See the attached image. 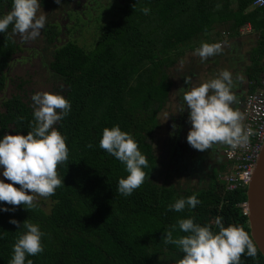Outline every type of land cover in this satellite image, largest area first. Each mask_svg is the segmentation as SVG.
I'll return each instance as SVG.
<instances>
[{
    "label": "trees",
    "instance_id": "1",
    "mask_svg": "<svg viewBox=\"0 0 264 264\" xmlns=\"http://www.w3.org/2000/svg\"><path fill=\"white\" fill-rule=\"evenodd\" d=\"M106 1L91 9L97 24L90 30V46L78 41L58 45L60 27L46 25L49 44L57 46L49 54L50 79L64 83L63 96L71 103L70 113L54 125L69 149L68 160L57 166L64 184L50 197L34 198L30 210L0 204L15 208L0 212V264H9L23 231L11 219L21 226L29 220L44 233V251L26 256L25 264L29 259L33 264H176L184 254L163 241L164 230L188 217L218 231L214 221L222 216L225 226L242 227L253 239L242 206L248 200L247 187L228 189L224 174L216 169L202 182L180 184L167 178L162 183L158 173L163 163L153 141L174 91L172 70L202 43L225 40L218 25L226 26L232 38L240 37L244 27L252 28L245 74L250 93L264 87V6H254L256 0ZM11 7L12 0H0V15ZM144 8L150 9L147 15ZM83 14L79 10L78 16ZM13 36L11 25L0 33V90L7 85L4 69L20 50ZM4 106L0 137L33 130L34 108L22 97L15 95ZM115 125L132 134L148 160L145 180L130 196L117 191L119 179L128 175L125 166L99 147L103 129ZM193 194L201 201L195 209L169 210L176 199ZM180 235L184 233L177 226L173 236ZM241 264H264L258 246L257 256L245 253Z\"/></svg>",
    "mask_w": 264,
    "mask_h": 264
},
{
    "label": "clouds",
    "instance_id": "2",
    "mask_svg": "<svg viewBox=\"0 0 264 264\" xmlns=\"http://www.w3.org/2000/svg\"><path fill=\"white\" fill-rule=\"evenodd\" d=\"M40 2L12 0L11 10L0 15V33H5L11 25L12 31L25 41L38 38L47 23ZM56 2L59 4L61 0ZM149 11L148 8L143 9L145 15ZM220 51V43H202L196 53L204 61ZM232 87V74L224 70L190 90H180L183 104L189 110L191 129L187 142L192 148L204 151L213 144L222 143L235 149L248 142L251 130L244 129L242 114L232 107L236 101ZM31 99L35 106L33 130L27 135L19 132L0 137V204L23 205L29 210L35 207V196L50 197L64 184V179L62 181L58 176L57 166L68 160L69 149L66 137L54 125L71 111V103L60 94L38 92ZM99 147L125 166L128 175L119 179L117 191L130 196L143 184L144 169L148 167V160L138 143L132 134L115 125L103 129ZM200 203L197 195L193 194L176 199L168 208L182 212L186 207L195 209ZM10 210L15 208L0 207V212ZM223 221L222 216L215 218L218 231H213L211 224L195 222L194 217L179 218L171 230L165 229L163 241L175 245L184 254L176 264H241V256L245 253L255 258L257 245L249 234L237 225L225 226ZM9 223L23 229L13 245L9 264H25L26 256H36L44 251V233L39 225L26 220L21 226L16 219ZM177 226L184 235L173 236ZM27 264H33L32 260H27Z\"/></svg>",
    "mask_w": 264,
    "mask_h": 264
},
{
    "label": "flooded vegetation",
    "instance_id": "3",
    "mask_svg": "<svg viewBox=\"0 0 264 264\" xmlns=\"http://www.w3.org/2000/svg\"><path fill=\"white\" fill-rule=\"evenodd\" d=\"M46 1H47V4H46ZM62 1H64V4H61ZM72 1H74V0H61V2L58 4L56 2V0L55 1L54 0H45V3L43 0H41L40 3L43 5V8H41V11H44L46 16H47L46 25H48V24L52 25L53 24L55 26V30L58 29V27H60V30H59L60 33L57 34V36H56V38L59 39V41L56 40L58 45H63V44H66L67 42H70V41H72V42L78 41V43L82 46L83 45L90 46L92 44V40L89 43H86V42L83 43V42H80V37L83 35V32H84L83 28L84 27H86L87 31H90L91 29L94 28L93 24H91V25L86 24L87 21H90L91 19H93L94 15H92L93 13L91 14V16H87V15L83 14L82 16L80 15V17H79L78 16V13H79L78 8H71L70 7V3ZM75 1H77V0H75ZM97 1H99V0H97ZM71 9H72V11H70ZM56 10H60L61 13L65 14V16H64V21L66 23L65 25L63 24V22L61 20H57L55 17H53V13ZM72 15H75L76 17H78L79 20L76 18L73 19ZM80 20L82 21L81 26L79 25ZM78 34L80 35V37L78 36L79 38L77 37ZM85 34H86V31H85ZM89 34H91V33L89 32ZM17 36H18V34L14 33L13 38L20 45V50L14 55L13 60L15 61V58L18 55V53L20 54L25 50V46H29L28 43H32L33 46L30 45V47H31L30 49L33 50V52L29 55V56H31L30 59H34L37 56V54L45 53V54H43V57H44V59H46L45 56L46 57L48 56V58H47L48 62H44V64L47 66V69H49L48 68L49 54L52 53L55 50V48H57V46L55 44L54 45L49 44V37L50 36H49L48 32H46V26L42 30V33H41V36L43 37V40L45 41V46H43V49H40V47L38 46L39 44L36 40H31V42L26 41L25 43L22 41L19 42L17 40ZM244 37H247V35ZM250 42H251V44H250ZM252 44H253V40L246 41V45L250 46ZM238 50L244 51L242 48L237 49L236 44L232 42L231 44L230 43L227 44L226 47H222L221 51L218 54L211 56V57L220 59L222 57V54L227 52V51H231L234 54H236L237 56H239V53H237ZM247 55H248L247 53H245L243 55V57H244L243 61L244 62H247V60H246ZM19 58L21 59V61L22 60H25V61L29 60L28 56L27 57L21 56ZM14 61L11 63V66L9 68L4 69V73H5V76L7 79L6 80L7 85L5 86L4 89L0 90V113L5 112L4 103L13 99V97L15 95H19L20 97H22L23 102L27 103L30 107L34 108L35 107L34 102L31 99L32 96L38 92L43 93L42 91H40L42 89L39 86L36 89H32V91H30L29 95L27 96L26 88L29 89L27 84H29L31 82H30V80H24V79H21L20 77L15 76V75L12 76L11 72L13 69ZM218 62H216L215 60L212 61V63H213L211 65L212 69L208 70L209 71L208 72L209 77L207 78V80L201 81V82H198V81L196 82V80H194L195 77H197L196 76V70L194 71L193 65H189L186 68L184 74L188 71L189 73H187L186 75H188V76L191 75V78L186 79L184 81H181L180 87L175 91L176 95H174L173 93L171 95V101L172 102L170 101V103H168L163 110V112H164L168 108L169 109L168 111L170 112L169 121L167 122L168 132H167L166 136L160 137V141L161 142L164 141V142L162 144L158 145V147L156 149L158 150V148H160L161 145L164 146V147H162V149L165 152V154L163 155V157L161 156V162H163V164H162L163 166H162L160 171L165 170L168 173V175H170V178L174 176L171 173L172 170H170L174 166H177L176 169H178L182 174L190 176L193 173V175H199L202 178H207L208 173L211 171H214V169H213L214 166H215L216 170L221 171L223 174L224 171L221 169V165L223 164V160L227 161L226 164L229 163V161L227 160V158L224 154V150L226 149L225 148L226 144H223L221 147H220V145L222 143L213 144L212 147L215 148V151H213L210 156L206 155L208 150L199 151V150L192 148L188 144L187 136H188V133L191 129V123L189 121V110L183 104L182 92L180 91L181 89L190 90V88L192 86H198V85L208 81L209 79L215 78L218 75L217 71L222 69ZM198 63L199 64H198L197 68L203 66L205 63H207V61L206 60L202 61L201 59H199ZM242 72H243V69H241L240 72L237 71V74H234V76H232V79H233L232 92L236 97V101L234 102L233 105L236 106L238 104L237 105L238 111L243 113V115H244V101H245V98L247 97V95L250 93L249 92L250 87L248 84L249 83L248 78H247V80H245L243 78L244 76H243ZM230 73L232 74V72H230ZM19 74L20 73H18V75ZM50 74H51V72H50ZM186 77L184 76L183 78H186ZM188 80L190 81V83L188 82ZM58 83H59L58 86H56L55 84L52 83L54 85V90H52L49 93H56V94H60L63 96L64 89L62 87L64 86V83L62 81H61V83L60 82H58ZM175 86L176 85L174 83V87ZM13 87H15V88L12 89ZM30 93H32L33 95H30ZM182 108H184V110H181ZM244 118H243V121H244ZM243 125H244V123H243ZM163 139H165V140H163ZM192 158H194L196 161H198V164L196 167L191 168L189 161H192L194 163ZM215 163H216V165H215ZM172 165H174V166H172ZM223 165H225V164H223ZM206 173H207V175H206ZM225 179H226V176H225ZM17 186L18 185H16V187Z\"/></svg>",
    "mask_w": 264,
    "mask_h": 264
},
{
    "label": "rangeland",
    "instance_id": "4",
    "mask_svg": "<svg viewBox=\"0 0 264 264\" xmlns=\"http://www.w3.org/2000/svg\"><path fill=\"white\" fill-rule=\"evenodd\" d=\"M99 1H101V2L104 1V5H106L108 3V1H106V0H99ZM61 4H64V1H62ZM70 7L71 8H78V10H81L82 14L84 13V15L91 16V14L93 13L92 15L96 16V13H94L91 9H92V7H95V8L98 7V3L96 0H77V1L74 0L70 3ZM40 8H43V5L41 3H40ZM70 11H72V9ZM64 16H65V14L61 13L60 10H56L53 13V17H55L57 20H61L63 22V24L65 25L66 23L64 21ZM72 17H73V19L76 18L79 20V18L76 17L75 15H72ZM79 22H80L79 25L81 26L82 21L80 20ZM86 24H90V25L93 24L95 27L97 24V20H94V18H93L90 21H87ZM244 28H248V27H244ZM244 28H243L242 32L246 31L244 34L247 35V38H245V40L244 39H242V40L244 43V48L245 47L249 48V49H245L244 52H249L250 49L252 48V45H250V46L246 45V41H250V39L252 40V37L248 33L249 30L248 29L244 30ZM225 29H226V26H224V27H221L220 25L217 26V30H221L222 35L225 37V40L223 39V41L221 40L220 42H222V43L225 41L229 42L230 39L233 41L232 37L229 36L228 31H226ZM224 30H225V32H224ZM83 31H84L83 35L80 37V35L78 34L77 37L78 36L80 37V42L89 43L92 40L93 35L89 34L90 31H87L86 27L83 28ZM85 31H86V34H85ZM41 33H42V31H41ZM17 40L19 42L20 41H22L24 43L26 42L19 34L17 36ZM35 40L38 42V44H39L38 46L40 47V49H43V46H45V41L43 40V37L40 35ZM29 41L31 42V40H28L27 42H29ZM28 44H29V46H25V50L20 54L18 53V55L16 56L11 74H12V76L13 75L18 76L24 80H30L31 83L27 84L29 89L26 88L27 96L29 95V92L32 91V89H36L39 86L42 89L40 91L51 92L52 90H54L53 84L58 86L59 83L55 82L53 79L52 80L50 79L51 78L50 71L47 69V66L44 64L45 59L43 57V54H45V53L37 54V56L34 59H30L31 56H29V55L33 52V50L30 49L31 48L30 45L33 46V44L32 43H28ZM250 44H251V42H250ZM237 53L243 55V51H241V50H238ZM21 56H26V57L28 56L29 60H26V61L22 60L21 61V59L19 58ZM199 59H201V58L199 57V55L195 51L188 52V53H186L184 59L178 62L177 66L175 67L176 69L172 70L173 73H172L171 77H172V79L176 85L174 87V91H173L174 95H176L175 91L180 87L181 81H184L186 79L191 78V75H189V76L186 75L187 73H189L188 71L184 74L186 68L189 65H193L194 71L196 70V76L197 77H195V79H194V80H196V82L197 81L201 82V81L207 80V78L209 77V74H208L209 71L208 70L212 69L210 66L212 64H209V62H211V59L209 57L207 63H205L203 66L197 68V66L199 64L198 63ZM247 63L248 62H245V65ZM222 66H225V63H221L220 67L224 68ZM240 69L244 70V68H242V67L239 68V70ZM18 73H20L21 75L20 74L18 75ZM217 73H219V71H217ZM242 73L244 76L243 78L245 80H247V75L244 72H242ZM184 76L185 77L187 76V77L183 78ZM14 88L15 87H13L12 89H14ZM30 95H33V94L30 93ZM170 101H171V98H170ZM168 110L169 109L167 108L166 111H164L160 114L161 126L158 129V131L155 133L154 141H153L155 148H157L158 145H160L164 142V141L163 142L160 141V137H164L167 135V132H168L167 122L169 121V114H170V112ZM163 140H165V139H163ZM162 147H164V146L161 145L160 148H158V150L157 149L156 150H157L158 154L163 157L165 152L163 151ZM209 150L213 151V148H209ZM214 151H215V149H214ZM192 160L194 161V163L192 161H189L191 168L196 167L198 164V161H196L194 158H192ZM161 163H163V162H161ZM172 166H174V165H172ZM176 167L177 166H174L173 168L170 169V170H172L171 173L174 175L173 177H171L173 183H179L180 182V184H181V183H185L187 180H189L191 183H196L199 181L202 182V180L204 179V178L200 177L199 175H193V173L190 176L182 174L178 169H176ZM213 173H214V171H211L208 173V175L206 173V175L211 177L213 175ZM0 178H2V177H0ZM167 178H170V175H168V173L165 170L159 171L158 179L160 182L165 183L167 181ZM5 182H9V181H5ZM34 198L39 199L40 196L37 195Z\"/></svg>",
    "mask_w": 264,
    "mask_h": 264
},
{
    "label": "built area",
    "instance_id": "5",
    "mask_svg": "<svg viewBox=\"0 0 264 264\" xmlns=\"http://www.w3.org/2000/svg\"><path fill=\"white\" fill-rule=\"evenodd\" d=\"M254 6H264V0H256ZM250 28V29H249ZM251 30L248 26L246 30ZM244 129L251 130V135L245 145L235 149L227 146L224 150L231 168L226 176L228 189L249 186L257 161L264 146V90L249 93L244 101ZM244 213L249 215L247 202L243 203Z\"/></svg>",
    "mask_w": 264,
    "mask_h": 264
},
{
    "label": "water",
    "instance_id": "6",
    "mask_svg": "<svg viewBox=\"0 0 264 264\" xmlns=\"http://www.w3.org/2000/svg\"><path fill=\"white\" fill-rule=\"evenodd\" d=\"M249 224L252 237L264 255V146L257 161L253 178L247 188Z\"/></svg>",
    "mask_w": 264,
    "mask_h": 264
},
{
    "label": "crops",
    "instance_id": "7",
    "mask_svg": "<svg viewBox=\"0 0 264 264\" xmlns=\"http://www.w3.org/2000/svg\"><path fill=\"white\" fill-rule=\"evenodd\" d=\"M244 30H246V28H244ZM242 31H243V29H242ZM246 32V31H245ZM245 32H242V34H241V36L240 37H236V38H232L233 39V41L230 39V41H229V43L231 44L232 42L233 43H235L236 44V48L237 49H243L244 48V43L242 42L243 40L242 39H244L245 40V38H247V37H244V36H246V34H244ZM253 32V31H252ZM252 32H250V31H248V33H249V35H252L253 33ZM244 38H243V37ZM242 37V38H241ZM250 37V36H249ZM251 40V39H250ZM221 43V46L222 47H226V45L227 44H229L228 42H220ZM221 47V48H222ZM245 49H249L248 47H245L243 50H245ZM245 53H247L248 55H247V57H246V60H248L247 62V64L245 65V62L243 61L244 60V57H243V55L245 54ZM224 54V55H223ZM222 54V57L220 58V59H218V58H210V59H214L216 62H218L219 63V65H221V63H225V66H222V67H224V68H222V69H220L219 70V73L220 72H222V71H224V70H227V71H229V72H232V76H234V74H237V71H239L240 72V70H239V68H244V70H243V72L245 73V71H246V68H247V66L250 64L249 62H250V55H249V52H244L243 51V55H241V54H239V56H236V54H234L233 52H231V51H227V52H225V53H223ZM210 63V62H209ZM227 63V64H226ZM211 64H213L212 62H211ZM219 73H217V74H219ZM249 84V87H250V82L248 83ZM259 90H264V87L263 88H261V89H259ZM238 105V104H237ZM237 105L235 106V105H232V107L235 109V110H238V108H237ZM241 113V112H240ZM242 114V116H243V118H244V115H243V113H241ZM243 123H244V121L242 120V125H243ZM244 126V125H243ZM223 144H221L220 145V147L222 146ZM226 147L225 148H227V146L228 145H225ZM211 148H213V151H214V147H211ZM224 148V149H225ZM208 151H207V156H210L211 155V153L213 152V151H210L209 149H207ZM210 154V155H209ZM224 154H225V152H224ZM210 158V157H209ZM227 163V161H225V160H223V164H225V165H221V169L224 171V176H223V178H225V176H227V174L229 173V171H230V168H231V163L229 162L228 164H226ZM209 164V163H208ZM215 165H216V163H215ZM213 169H215V166H214V168Z\"/></svg>",
    "mask_w": 264,
    "mask_h": 264
}]
</instances>
